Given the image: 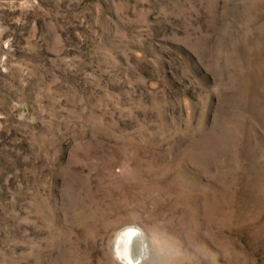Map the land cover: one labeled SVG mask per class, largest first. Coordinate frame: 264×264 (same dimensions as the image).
Wrapping results in <instances>:
<instances>
[{"label": "rangeland", "instance_id": "1", "mask_svg": "<svg viewBox=\"0 0 264 264\" xmlns=\"http://www.w3.org/2000/svg\"><path fill=\"white\" fill-rule=\"evenodd\" d=\"M0 264H264V0H0Z\"/></svg>", "mask_w": 264, "mask_h": 264}, {"label": "bare ground", "instance_id": "2", "mask_svg": "<svg viewBox=\"0 0 264 264\" xmlns=\"http://www.w3.org/2000/svg\"><path fill=\"white\" fill-rule=\"evenodd\" d=\"M144 167V166H143ZM144 169V168H143ZM149 171V170H148ZM146 188V187H145ZM127 230V229H126ZM130 231V230H129ZM126 233V232H125ZM125 233H123L121 236H120V239H119V242L117 241V243L119 244V247L118 248H120L121 246V244H123L122 242H124V237H125ZM129 238V237H128ZM128 240V239H127ZM126 240V241H127ZM134 240H136V239H134ZM138 242V241H137ZM116 243V244H117ZM130 243V242H129ZM128 243V244H129ZM115 244V245H116ZM128 244H127V246H128ZM145 244V243H144ZM123 247V246H122ZM116 248V247H115ZM145 248V247H144ZM116 250V249H115ZM119 253H120V250H117ZM122 251V250H121ZM141 251V250H140ZM116 252V251H115ZM125 252H128V251H125ZM131 252V251H130ZM143 252V251H142ZM144 253V252H143ZM121 254V253H120ZM122 255V254H121ZM124 255V254H123ZM132 256V255H131ZM137 257V256H136ZM130 258V257H129ZM132 258V257H131ZM131 260V259H130ZM129 262V261H128Z\"/></svg>", "mask_w": 264, "mask_h": 264}]
</instances>
